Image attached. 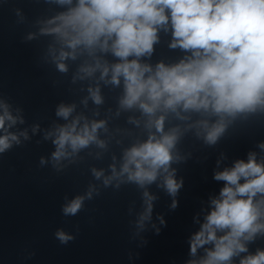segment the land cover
I'll use <instances>...</instances> for the list:
<instances>
[{
    "label": "clouds",
    "instance_id": "9594fccd",
    "mask_svg": "<svg viewBox=\"0 0 264 264\" xmlns=\"http://www.w3.org/2000/svg\"><path fill=\"white\" fill-rule=\"evenodd\" d=\"M36 2L44 12L29 20L14 8L16 24L31 29L23 42H44L37 64L52 66L53 86L66 85L72 99L56 103L42 126L0 93V157L39 137L36 144L52 146L41 168L62 175L87 165L85 190L64 196L66 218L103 190L133 186L139 207L128 205L129 238L143 248L149 229L167 227L163 214L153 219L157 192L170 198V211L179 207V166L193 157L185 140L214 149L238 128L264 123V0ZM162 36L180 55L153 61ZM227 160L219 151L212 179L222 187L193 215L183 264H264V247L252 248L264 240V140L221 167ZM76 234L53 235L67 245Z\"/></svg>",
    "mask_w": 264,
    "mask_h": 264
}]
</instances>
